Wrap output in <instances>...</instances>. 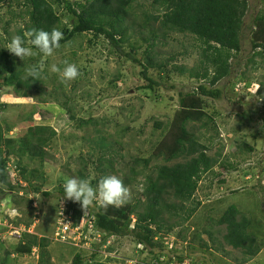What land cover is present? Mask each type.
Listing matches in <instances>:
<instances>
[{
	"label": "rangeland",
	"instance_id": "1",
	"mask_svg": "<svg viewBox=\"0 0 264 264\" xmlns=\"http://www.w3.org/2000/svg\"><path fill=\"white\" fill-rule=\"evenodd\" d=\"M17 1L21 3L16 5L14 2L13 9L18 13H25L24 0ZM150 2L151 0H139L138 3L142 7L135 4L134 11L141 13L146 7H150ZM248 2L249 9L243 28V50L240 54L242 60L251 50L250 29L254 18L264 12V0ZM7 9V5H0V18H4V21L9 17ZM56 10L62 15L63 23L67 22L64 16L66 11L62 7ZM20 21L24 22L22 19ZM16 29L17 25L14 24L10 32H16ZM138 33H141V29ZM169 36L157 44L153 53L156 61L168 60L175 54L177 58L171 61L169 68L173 63L190 69L197 67L199 54L192 46L194 41L191 36L182 33ZM89 38V35L82 38V46H79L81 39L62 45L56 48L51 56L37 54L31 44L27 45L34 53V59L28 62V66L39 65L41 70H46L49 75L44 79L43 91L30 90L25 97L22 91H17L13 86L0 81V105H3L0 110L1 153L9 148H17L31 126L45 125L56 133L44 148L43 166L38 157L30 159L25 156L21 162V168L25 167L28 172L38 170L35 175L39 177L40 173H43L44 177L43 181L37 177L31 178L32 181L23 179V185H38L41 192L48 191L52 195L45 197L42 193H33L28 189L27 192H7L3 196L4 199L0 203V263L38 264L37 244L41 238L48 240L47 248L55 264H72L73 256L79 249L90 255V246L82 244L87 235L83 228L85 220L82 215L78 223L76 219L79 217L74 214L80 205L69 210V205L74 202L61 198L59 190L69 178L81 179V174H84V180L94 188L97 186L93 181L105 174L106 177L115 175L123 181L135 158L151 157L161 133L155 122L167 123L173 117L177 108L178 91L187 92L200 84L188 74L166 73L160 68H151L149 75L161 79L165 85L157 87L155 91L137 90L139 84L145 83L140 75L142 68L123 57L120 58L117 49L103 37H99L94 46L87 43ZM140 42L141 40L136 39L137 44ZM124 50L129 51L130 47L125 45ZM185 50L187 54H183ZM137 57L144 58L142 50L138 52ZM256 60L259 67L256 70L250 68L245 76L252 80L249 86L246 85V80H237L239 77L236 72L239 68H236L221 82L226 85L224 99L208 100L209 113L216 112L218 132L213 135L210 129H201L199 135H212L214 139L208 154L217 158L221 164L232 163L234 168L226 169L217 165L203 175L193 198L200 202V205L190 219L185 221L179 216L168 219V212L164 215L165 225L174 226L171 235L163 238V242H167V245H164L165 250L158 254H169L170 261H173L176 255L189 254L197 260L205 256L207 264H264V248L257 257H246L241 250L224 243L226 226L218 223L224 211L230 205H235L242 214L254 220L259 241L263 242L261 246L264 247V86L262 98L257 92L261 88L258 83L264 82V62L259 58ZM20 61L24 62L21 59ZM65 61L82 68L81 75L74 80L62 82L61 74L52 72L51 67L56 65L62 71ZM171 85H175L176 90H168ZM66 101L68 107L73 110L74 120L69 118L66 108L63 107ZM41 110L46 111L45 114L40 113ZM244 113L253 114V121L249 122L243 118ZM84 119L90 120L80 125V121ZM8 139L13 140L8 142ZM244 141L253 147V151L241 148ZM102 145L105 147L106 158L114 159L112 162L116 172L111 168L100 172L101 168L106 166L98 165ZM110 149L112 152L109 156ZM159 163L161 162L153 159L151 168ZM9 165L12 180L18 177L19 173L15 169V161H11ZM143 179L138 177L139 181ZM220 179H225L226 182L221 183ZM127 188L130 193L127 202L134 203L138 196L144 200L141 196L142 184L136 187L129 185ZM169 198L173 203H180L171 196ZM184 205L187 210L195 208V203L192 202ZM88 211L85 219L86 215H90V210ZM67 213L70 216H67ZM136 217L132 215L131 220L135 221ZM67 223L69 226L64 228ZM89 223L91 220L86 221V224ZM13 228H25L29 232L18 239L17 232L11 233ZM164 229L167 230L168 226ZM204 230L210 234H205ZM178 232L181 234V240L174 242L175 247L171 251V242L175 240L174 236L176 237ZM183 240H187L189 245ZM24 242L35 246L34 252L17 254V245ZM102 247V259L105 260L106 255L112 256L120 260L118 264H139L146 261L144 258H151L148 252L139 251L131 237L117 239L108 247ZM111 247L113 249H110ZM4 251L11 254L7 257ZM168 259L169 257L161 258L157 264H164ZM189 262L190 259L187 264ZM150 264H154V259H151Z\"/></svg>",
	"mask_w": 264,
	"mask_h": 264
},
{
	"label": "trees",
	"instance_id": "2",
	"mask_svg": "<svg viewBox=\"0 0 264 264\" xmlns=\"http://www.w3.org/2000/svg\"><path fill=\"white\" fill-rule=\"evenodd\" d=\"M138 1L24 0L25 13H18L13 9V6L15 3L19 5L21 2L0 0L1 6L7 5L9 16L5 21L4 18H0V28L2 29V34H0V81L13 86L17 91H22L25 97L30 90L43 91L44 79L49 75L45 72L46 70H41V67L37 65L42 74L41 79L23 80L25 67L34 58L31 56L32 58L29 57L26 61L21 62L20 58L10 53L7 47L14 35L21 36L25 40V46L32 45L30 33L33 29L51 31L56 28L61 30L63 39L60 41V46L74 43L77 39H81L79 46H82V38L87 35L90 36L87 43L89 46H94L96 40L103 37L117 49L120 58L123 57L142 68L140 75L145 83L139 84L137 90L155 91L157 87L165 85L161 79L149 75L151 68H160L166 73L188 74L200 82L197 87L187 92L178 91L177 108L173 117L167 123L155 122L156 128L161 129V133L159 134L160 140L154 147L151 157L135 158L129 172L125 174L123 183L126 187L129 185L136 187V185L142 184L141 196L144 200L138 196L134 199V203L127 202L119 207L108 206L105 209L97 205L89 208L91 216L94 218L96 232L94 234L98 236L100 242L91 241V236L96 237L93 233L87 234L83 242L91 244L94 250L90 255H86L82 249L77 250L73 256L72 264H88L89 262L110 264L118 261L112 257H108L107 262L101 261L98 254H101L102 246L108 241L114 242L121 238L131 237L137 246L161 248L164 245L163 238L170 235L172 226H174L170 224L167 225V230L164 229L167 228L164 215L168 212V219L179 216L185 221L192 217L200 205V202H196L193 198L203 175L213 170L217 165L226 169L234 168L232 163L221 164L217 158L208 154L214 139L212 135L208 136L207 133L199 135L201 129H207V131L210 129L213 135L218 132L215 122L216 112L209 113L208 100L221 101L224 99L226 85L221 82L236 68H239L236 72L239 77L237 80H246V85L249 86L252 80L245 78L247 72L250 68L256 70L259 67L256 58L264 62V12L256 15L250 29V53L243 60L240 55L243 50L245 16L249 9L248 0H151L150 7H146L141 13L134 11L135 4L142 7ZM60 7L66 11L64 12V16L67 18L65 23H63L62 15L56 10ZM20 19L24 22H21ZM14 24L17 25L16 32H10V28ZM140 29L141 33H138ZM174 33L191 36L190 38L194 41L192 46L199 54L197 67L190 69L184 65L173 63L169 68L171 61L177 58L175 54L168 60L156 61L153 53L157 44ZM136 39L141 42L137 44ZM125 45L130 47L129 51L124 50ZM33 49L37 54H42L35 46ZM140 50L143 52V59L137 57ZM186 51L183 54H187ZM63 63L65 65V62ZM78 69L79 75H81L82 68ZM258 84L261 88L257 92L261 97L263 96L264 82L260 81ZM168 90H176L175 85L169 86ZM63 107L66 108L69 118L74 120L75 115L73 110L68 107V101L64 103ZM2 108L3 105H0V110ZM45 112L41 110L40 113L45 114ZM256 113L259 112L256 111ZM242 116L249 122H252L254 118L250 113H244ZM88 120L80 121V125L82 122L83 124L88 123ZM55 134V131L48 126H31L28 128L25 138L20 140L17 148L3 151L5 156L0 151V203L7 192L20 193L30 189L33 193H42L45 197L52 195L48 191L41 192V187L38 185H32V183L23 185V179L32 181L31 178L37 177L35 173L38 170L28 172L25 167L21 168V162L25 156L30 159L38 157L42 162L41 166H43L44 148ZM254 137L256 138V135ZM201 138L204 140L202 141ZM11 140L13 139H8V142H12ZM104 148V145L100 148L102 150L98 158V165L102 167L105 164L106 166L101 168L100 172H105L106 168H111L113 172H116L112 162L114 159L106 158ZM241 148L253 151V147L246 141L241 144ZM111 152L110 149L109 156ZM153 159L161 163L151 168L153 165L150 164ZM11 161H15V169L19 173L18 177L12 179L13 181L9 168ZM81 176V179H85L84 174ZM104 176L106 177V174ZM104 176L98 177L93 183L98 186ZM140 176L144 178L143 181L138 180ZM219 177H221L220 174ZM37 179L43 181V173H40ZM220 182L225 183L226 181L220 179ZM59 194L61 198H64L63 188L59 190ZM169 196L179 200L180 203H173ZM187 202L195 203V208L187 210L184 205ZM78 205H80L79 202H74L69 205V210ZM83 210L80 205L79 209L75 211V216L80 217ZM132 215L137 216L135 221L131 220ZM218 223L226 226V232L223 235L226 245L241 250L249 258L257 257L263 250L264 247L261 246L263 242L259 241L254 220L242 214L235 205H230L224 211ZM204 231L205 234H210L209 231ZM22 234L24 236L26 232ZM156 237H159L158 241H155ZM176 237L181 240L180 232ZM193 240L194 237L191 242ZM183 241L189 245L187 240ZM37 246L39 249L38 264H55L47 248L48 240L41 238ZM34 247L29 243H20L15 252L30 254ZM4 254L8 257L11 253L4 251ZM161 257L162 259L169 257L165 261L166 264L171 262L169 254L156 255L154 260L158 263ZM189 259L188 264H207L205 256L197 260L189 254L176 255L174 261L184 263ZM0 264H5V262Z\"/></svg>",
	"mask_w": 264,
	"mask_h": 264
},
{
	"label": "clouds",
	"instance_id": "3",
	"mask_svg": "<svg viewBox=\"0 0 264 264\" xmlns=\"http://www.w3.org/2000/svg\"><path fill=\"white\" fill-rule=\"evenodd\" d=\"M30 35L32 36V41H31L32 45L35 46V48H37L40 51V53L44 54L45 56H51L54 50L60 46V41L63 39V32L56 28H53L51 31H46L43 29H33ZM7 49L10 51V53L15 55L16 57H19L23 61L25 60L26 57H31L34 55L32 49L30 47L25 46V40L19 35L13 36L11 38ZM51 71L60 73L62 82L74 80L79 76L78 67L73 63H68L67 61H65V66L62 71L56 65H52ZM41 75H42L41 71L36 65H29L25 67L24 75L22 79L29 80V78H31L32 80H40ZM63 189H64V199H70L74 202H79L81 207L84 209L81 214V216L83 215V218L85 220V227L83 228H84V231L85 232L87 231V234L89 235L91 233L94 234L95 232L94 218H92L91 216L92 214L91 211H90V215H86V219H85V214L89 212L88 211L89 208L97 206V205L105 209L108 206L119 207L127 203V200L130 195L129 190L124 185L123 181L115 175L103 178L99 182L98 186L95 188L87 180L78 179V178H69L67 182L64 184ZM67 216H70V214L67 213ZM81 216L78 219H76L78 223H80ZM89 220H91V223L86 224V221L88 222ZM74 221L72 222L73 224H74ZM68 226L69 224L67 223L64 225V228H67ZM12 232H17V233L19 232L18 239H21L23 236L22 233L29 232V231H27L25 228H18V229L13 228V230H11V233ZM14 234L15 233H13V235ZM94 235L96 237L91 236L90 237L91 241H94L95 243L100 242L98 236L96 234ZM174 238L175 240L171 242L172 246L169 248V250L171 251L174 250L173 249L175 247L174 242L178 240L175 236ZM158 240H159V237H156L155 241H158ZM110 243H112V241H108V243L104 244L103 246L108 247ZM163 243L164 245H167V242H163ZM82 244L89 245L90 249H92V251L94 250V248L91 247V244L84 243V242ZM164 245L161 248L160 247L151 248V247H145V246H137V248H139V251L143 253L148 252L151 255L150 259L144 258L146 259V261L145 262L141 261L139 264H150L151 259H155L156 255L157 256L160 255L158 254L159 252L165 250L166 247ZM99 255L101 256L99 257ZM98 257L101 261L107 262L108 257H112V256L106 255L105 257L106 259L103 260L102 258H104V256L101 253V254H98ZM112 258H115V257H112ZM174 260L171 262H175ZM119 261L120 260L114 261L110 264H118ZM176 263H180V262H176ZM184 263H187V260H185ZM154 264H157L155 260H154Z\"/></svg>",
	"mask_w": 264,
	"mask_h": 264
},
{
	"label": "built area",
	"instance_id": "4",
	"mask_svg": "<svg viewBox=\"0 0 264 264\" xmlns=\"http://www.w3.org/2000/svg\"><path fill=\"white\" fill-rule=\"evenodd\" d=\"M19 233V232H18ZM170 264H187V263H176V262H171Z\"/></svg>",
	"mask_w": 264,
	"mask_h": 264
}]
</instances>
